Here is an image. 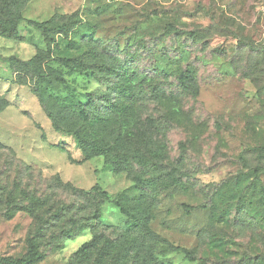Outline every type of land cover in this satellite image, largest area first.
I'll use <instances>...</instances> for the list:
<instances>
[{
    "label": "rangeland",
    "instance_id": "rangeland-1",
    "mask_svg": "<svg viewBox=\"0 0 264 264\" xmlns=\"http://www.w3.org/2000/svg\"><path fill=\"white\" fill-rule=\"evenodd\" d=\"M0 14L23 20L20 40L0 37V188L19 184L49 206H69L79 226L98 205L87 225L117 240L127 220L121 198L138 197V179L153 180L157 194L146 192L159 238L153 258L264 264V0H4ZM56 16L78 23L54 42L26 25ZM84 54L93 62L81 74L60 62ZM185 70L195 97L179 90ZM89 99L110 131L149 134L145 166L115 176L102 157L82 162L73 137L51 128L46 112L58 117ZM118 101L133 105L127 120L123 111L112 115ZM38 228L24 212L8 218L0 205V258L25 257ZM92 235L46 237L38 264H68Z\"/></svg>",
    "mask_w": 264,
    "mask_h": 264
},
{
    "label": "trees",
    "instance_id": "trees-1",
    "mask_svg": "<svg viewBox=\"0 0 264 264\" xmlns=\"http://www.w3.org/2000/svg\"><path fill=\"white\" fill-rule=\"evenodd\" d=\"M3 1L0 0V3ZM22 23L23 20L19 16L0 14V37L13 41L20 40L18 28ZM77 23L72 16L66 18L56 16L43 23L26 22V25L37 31L46 42H54L57 36H66ZM36 59L37 55L26 63H18V66L25 69L34 64ZM60 62L65 68L81 74L90 70L93 58L84 54L76 59ZM50 74L55 77V81L63 83L62 77L58 74L53 72ZM36 75L44 77L47 73L39 71ZM177 82L183 96L198 95V87L192 71L181 72ZM129 101L131 100L127 102ZM152 101L158 102L160 98H153ZM132 109L133 105L124 107L123 102L118 101L111 111L114 116L123 111L121 115L127 120ZM46 117L56 133L70 134L73 137L82 155V162L102 157L115 176L129 174L133 164L145 166L143 154L145 151H151L149 134L123 136L120 132L110 131L109 121L102 114L101 109L97 111L94 108L92 99L88 100V104L75 102L66 111L58 113V117L46 112ZM147 123L150 127H154L151 120L148 119ZM56 182L58 188L61 183L58 180ZM137 185H139V188H135L139 193L137 198L128 200L124 195L120 200V209L127 220L117 240H109L94 232L93 226L87 225L90 220L98 218L100 211L98 205L93 206L92 218L86 219L87 223L79 226L80 224L69 217V206H49V200H43L35 192L19 190V184L14 185L10 191L1 187L0 205L5 207V215L11 218L18 212H24L39 223V228L27 242L28 250L25 257L19 260L0 258V264H38L44 259L41 248L46 237L50 236L51 240L66 241L87 230L92 231V238L79 247L68 264H169L153 258L151 254V246L158 242L159 238L150 228L153 208L147 203L146 192L156 195L159 186L153 180L142 178L137 180ZM54 231H59L56 237L53 235Z\"/></svg>",
    "mask_w": 264,
    "mask_h": 264
}]
</instances>
